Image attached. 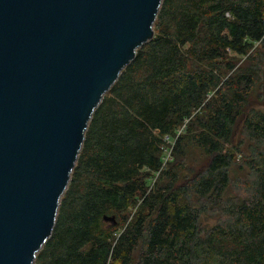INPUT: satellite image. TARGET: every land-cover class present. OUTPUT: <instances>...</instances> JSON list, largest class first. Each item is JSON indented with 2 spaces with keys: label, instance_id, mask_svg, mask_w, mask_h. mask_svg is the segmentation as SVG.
I'll return each mask as SVG.
<instances>
[{
  "label": "trees",
  "instance_id": "1",
  "mask_svg": "<svg viewBox=\"0 0 264 264\" xmlns=\"http://www.w3.org/2000/svg\"><path fill=\"white\" fill-rule=\"evenodd\" d=\"M263 77L264 0H163L89 121L34 264H264ZM186 146L208 162L182 176Z\"/></svg>",
  "mask_w": 264,
  "mask_h": 264
},
{
  "label": "water",
  "instance_id": "2",
  "mask_svg": "<svg viewBox=\"0 0 264 264\" xmlns=\"http://www.w3.org/2000/svg\"><path fill=\"white\" fill-rule=\"evenodd\" d=\"M162 1L0 0V264L35 263L89 121Z\"/></svg>",
  "mask_w": 264,
  "mask_h": 264
},
{
  "label": "rangeland",
  "instance_id": "3",
  "mask_svg": "<svg viewBox=\"0 0 264 264\" xmlns=\"http://www.w3.org/2000/svg\"><path fill=\"white\" fill-rule=\"evenodd\" d=\"M227 58H229V59L235 58L238 60V58H240V56H237V55L229 52L227 54ZM240 59H242V61H240L239 63H242L245 60V58H240ZM229 74H231V73H229ZM261 85H262V96H261L259 102L256 104L255 109L264 111V79H262ZM195 129L197 131H200L199 126H196ZM231 139H232L234 145H237L238 143H240V140L244 139V135L242 132V125H239L236 127V129L234 130V136H232ZM165 140L168 142L169 148H172V145H174V141L172 139L169 140L168 138H166ZM228 147H231V146H226V148H228ZM171 151H172V149L165 150V155L163 158V161L165 163L164 167H165L166 163L172 159ZM173 156H174V160H175L174 163H179V164L183 163L181 165L182 166V170H181L182 176L184 175V173H187L189 171V169H191L193 171L194 170L195 171L200 170L201 168L205 167L207 162H208V156L205 154V152L203 150H201L197 147L186 146L185 149L184 148L180 149V152L178 151ZM159 181H160V173L155 175V177L151 180V186H150L149 190L152 188H155L157 185L156 182L159 183ZM165 181H168V180L164 178L163 182L165 183ZM141 203H142L141 198H139L138 200H135L133 202V204L130 206L129 210L124 214L128 223L135 220L136 217L138 216L139 211H140V207H141ZM211 223H212V221H211Z\"/></svg>",
  "mask_w": 264,
  "mask_h": 264
}]
</instances>
